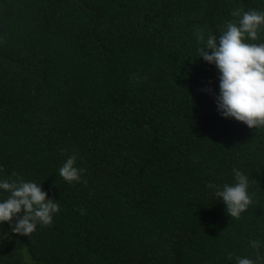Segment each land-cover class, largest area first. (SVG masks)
Returning <instances> with one entry per match:
<instances>
[{
	"label": "trees",
	"instance_id": "16d2710c",
	"mask_svg": "<svg viewBox=\"0 0 264 264\" xmlns=\"http://www.w3.org/2000/svg\"><path fill=\"white\" fill-rule=\"evenodd\" d=\"M236 9L264 0H0V176L60 205L29 236L0 225V264H264V128L221 118L198 51ZM233 168L239 218L208 187Z\"/></svg>",
	"mask_w": 264,
	"mask_h": 264
},
{
	"label": "clouds",
	"instance_id": "9594fccd",
	"mask_svg": "<svg viewBox=\"0 0 264 264\" xmlns=\"http://www.w3.org/2000/svg\"><path fill=\"white\" fill-rule=\"evenodd\" d=\"M234 21L227 22L219 35L197 32L202 42L198 49L201 58L218 72V95L215 104L224 119H233L249 129L264 128V10H234ZM83 169L77 166V155L67 156L58 169L59 176L68 183L79 182ZM233 182L222 186L210 183L212 194L223 203L231 218L240 215L252 203L249 176L233 168ZM57 200L42 190V185L21 178L17 173L0 176V225L8 223L13 234L29 236L38 225L47 226L58 213ZM254 249L258 240L251 241ZM259 259V256H257ZM236 264H256L248 257H236Z\"/></svg>",
	"mask_w": 264,
	"mask_h": 264
}]
</instances>
